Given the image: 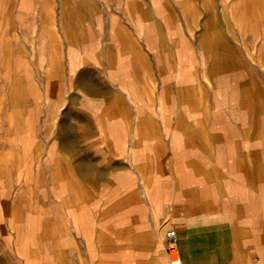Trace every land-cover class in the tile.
I'll use <instances>...</instances> for the list:
<instances>
[{"label":"crops","instance_id":"obj_1","mask_svg":"<svg viewBox=\"0 0 264 264\" xmlns=\"http://www.w3.org/2000/svg\"><path fill=\"white\" fill-rule=\"evenodd\" d=\"M0 51L42 181L1 191L0 264H170L169 230L179 264H264V0H0Z\"/></svg>","mask_w":264,"mask_h":264},{"label":"rangeland","instance_id":"obj_2","mask_svg":"<svg viewBox=\"0 0 264 264\" xmlns=\"http://www.w3.org/2000/svg\"><path fill=\"white\" fill-rule=\"evenodd\" d=\"M20 46V42L15 41V48H20ZM6 54L5 51H0V194L2 190H13L14 203H21L22 192L28 189L29 202L31 205H38L41 191L39 183L42 181L35 179L38 174L37 163L30 162V178L23 181L25 164L23 163V149L20 146L22 129L29 127L33 131L38 125L37 108L39 103L37 95L34 93V91L37 92V87H34L37 85L21 82L20 76H22L23 71L20 62L22 55L27 53L14 51L13 70L6 67ZM33 64L37 63L34 61ZM38 72L37 66L29 67L30 76H37ZM32 133L37 135V131ZM34 150L32 147L30 148V155L33 154ZM23 182L26 184L24 187ZM46 182L50 183L51 181ZM2 197L0 195V198ZM165 255L170 264H179V262L172 261L169 253L168 255L165 253Z\"/></svg>","mask_w":264,"mask_h":264},{"label":"built area","instance_id":"obj_3","mask_svg":"<svg viewBox=\"0 0 264 264\" xmlns=\"http://www.w3.org/2000/svg\"><path fill=\"white\" fill-rule=\"evenodd\" d=\"M166 242H167V246L165 249V253L168 255L170 250H176V235L175 232L173 230H169L166 233Z\"/></svg>","mask_w":264,"mask_h":264},{"label":"bare ground","instance_id":"obj_4","mask_svg":"<svg viewBox=\"0 0 264 264\" xmlns=\"http://www.w3.org/2000/svg\"><path fill=\"white\" fill-rule=\"evenodd\" d=\"M169 255H170V258L172 259V261H176V262L179 261V257L177 255V252H176L175 249L174 250H170L169 251Z\"/></svg>","mask_w":264,"mask_h":264}]
</instances>
